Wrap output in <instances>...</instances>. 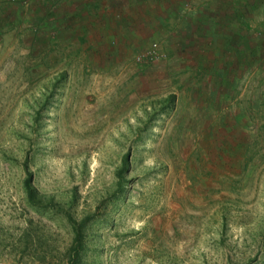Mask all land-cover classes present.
I'll return each instance as SVG.
<instances>
[{
	"label": "rangeland",
	"instance_id": "1",
	"mask_svg": "<svg viewBox=\"0 0 264 264\" xmlns=\"http://www.w3.org/2000/svg\"><path fill=\"white\" fill-rule=\"evenodd\" d=\"M164 6L0 0V264H264V62Z\"/></svg>",
	"mask_w": 264,
	"mask_h": 264
},
{
	"label": "crops",
	"instance_id": "2",
	"mask_svg": "<svg viewBox=\"0 0 264 264\" xmlns=\"http://www.w3.org/2000/svg\"><path fill=\"white\" fill-rule=\"evenodd\" d=\"M158 1V0H157ZM167 2L169 16L182 17V23L197 24V17L206 19V24H218L224 31L233 32L237 41L234 46L241 63L264 62V0H160ZM94 6L93 4L89 7ZM174 10V11H173ZM238 13V14H237ZM237 14V15H236ZM180 15V17H179ZM234 17L229 23L228 16ZM239 15V16H238ZM205 16V18H204ZM161 24L165 25L166 23ZM230 24V25H229ZM224 27V28H223ZM232 30V31H231Z\"/></svg>",
	"mask_w": 264,
	"mask_h": 264
},
{
	"label": "trees",
	"instance_id": "3",
	"mask_svg": "<svg viewBox=\"0 0 264 264\" xmlns=\"http://www.w3.org/2000/svg\"><path fill=\"white\" fill-rule=\"evenodd\" d=\"M125 162L126 157H125ZM121 177V173L119 172ZM32 173L29 172V176L25 179V188L29 197V200L36 205L40 200H37L35 189L32 185ZM40 206V205H38ZM71 222L74 227V237L71 246L69 247L66 255L67 264H80L82 253L85 249V235L83 232L84 226L87 224L89 217L83 218L81 221H77L74 218L70 217Z\"/></svg>",
	"mask_w": 264,
	"mask_h": 264
}]
</instances>
